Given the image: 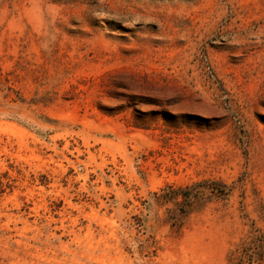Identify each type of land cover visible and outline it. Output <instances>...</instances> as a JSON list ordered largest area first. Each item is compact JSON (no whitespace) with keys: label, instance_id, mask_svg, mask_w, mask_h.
<instances>
[{"label":"rangeland","instance_id":"374dc122","mask_svg":"<svg viewBox=\"0 0 264 264\" xmlns=\"http://www.w3.org/2000/svg\"><path fill=\"white\" fill-rule=\"evenodd\" d=\"M259 232L264 0H0V264H230Z\"/></svg>","mask_w":264,"mask_h":264},{"label":"trees","instance_id":"16d2710c","mask_svg":"<svg viewBox=\"0 0 264 264\" xmlns=\"http://www.w3.org/2000/svg\"><path fill=\"white\" fill-rule=\"evenodd\" d=\"M194 190L191 192L190 190ZM203 189L209 190V194H226L228 187L221 181H206L191 185L185 188L182 193L185 200L192 203ZM237 259L246 264H264V234L259 232L253 236L244 239L241 244L229 253V263L236 264Z\"/></svg>","mask_w":264,"mask_h":264}]
</instances>
